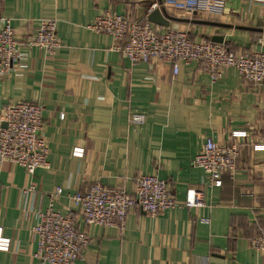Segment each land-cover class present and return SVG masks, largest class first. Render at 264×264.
Segmentation results:
<instances>
[{"label":"crops","instance_id":"crops-1","mask_svg":"<svg viewBox=\"0 0 264 264\" xmlns=\"http://www.w3.org/2000/svg\"><path fill=\"white\" fill-rule=\"evenodd\" d=\"M225 1L217 16L170 9L164 0H2L0 14L15 29L20 57L0 77V107L19 101L42 107L50 167L29 176L0 164V242L9 240L0 264H42L31 230L50 204L76 213L71 195L96 183L131 193L144 175L164 180L179 204L202 192L203 206L154 218L134 210L123 229L84 227L78 215L92 242L75 264H264L250 247L264 227V151L252 148L264 145V86L243 81L232 68L212 82L193 61H179L176 75L162 62L132 66L109 35L87 28L109 11L149 23L150 11L163 8L174 21L167 28L150 23L160 32L186 33L194 43L221 36L235 55L256 51L259 40L264 50V0ZM43 19L56 20L61 42L49 57L26 47ZM133 113L144 116L142 125L131 124ZM234 131L247 132L236 139V173L210 187L192 160L207 139L233 143ZM75 148L83 149L81 157ZM57 188L62 193L51 198Z\"/></svg>","mask_w":264,"mask_h":264},{"label":"built area","instance_id":"built-area-1","mask_svg":"<svg viewBox=\"0 0 264 264\" xmlns=\"http://www.w3.org/2000/svg\"><path fill=\"white\" fill-rule=\"evenodd\" d=\"M1 3L2 0L0 12ZM163 4L190 15L206 13L221 16L226 10L225 0H164ZM87 28L109 35L117 43L113 50L121 53L132 66L162 62L172 66L173 75H176L179 61H193L203 64L212 82L220 79L224 69L232 68L243 81L264 86V50L260 40L256 51L235 55L222 44L210 41L194 43L186 33L160 32L150 23H135L110 11L97 17ZM26 47L37 49L47 57L55 55L61 48L56 20H41L39 29L27 40ZM19 57L15 29L0 14V77L14 71ZM63 117L61 114L60 118ZM130 122L140 126L144 116L133 113ZM43 126V110L36 103L19 101L0 107V164L20 167L29 176L38 169H49L50 151L43 136ZM246 136L245 131H234L230 134L234 141L227 145H218L207 139L202 150L193 158V167L204 172L210 187H221L224 174L235 175L241 147L236 139ZM252 148L255 152L264 151V145H253ZM82 154L83 149H74V156L81 157ZM30 190L33 187L23 191V194ZM61 193L62 189L57 188L51 198ZM201 197L202 192L193 191L188 200L179 204L171 196L167 183L153 175L138 177L131 193L96 183L85 192L69 197L76 213L55 212L50 204L45 211L37 214L38 222L31 230L37 244L34 257L42 264H75L81 261L92 240L85 229L79 227L78 215L84 227L123 229L131 211H141L145 216L154 218L165 211L202 207ZM250 247L264 256V227L250 240ZM8 249L9 240H1L0 250Z\"/></svg>","mask_w":264,"mask_h":264},{"label":"water","instance_id":"water-1","mask_svg":"<svg viewBox=\"0 0 264 264\" xmlns=\"http://www.w3.org/2000/svg\"><path fill=\"white\" fill-rule=\"evenodd\" d=\"M147 21L156 26L167 28L169 26V22L174 21V19L169 17L166 14L165 10L162 8V9H155V10L150 11V13L147 16ZM210 41L221 44L223 43V37L214 36L210 38ZM2 126L6 127L5 124H3Z\"/></svg>","mask_w":264,"mask_h":264}]
</instances>
